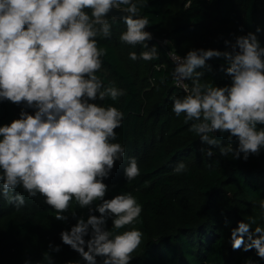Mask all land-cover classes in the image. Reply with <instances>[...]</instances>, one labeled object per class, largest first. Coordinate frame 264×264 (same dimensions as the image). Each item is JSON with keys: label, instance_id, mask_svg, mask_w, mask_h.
Here are the masks:
<instances>
[{"label": "clouds", "instance_id": "9594fccd", "mask_svg": "<svg viewBox=\"0 0 264 264\" xmlns=\"http://www.w3.org/2000/svg\"><path fill=\"white\" fill-rule=\"evenodd\" d=\"M149 4L150 0H0V105L10 103L20 109L18 118L0 124V199L19 211L27 204L23 193L28 199L39 196L55 213L54 220L65 224L75 220L60 232V239L83 264H132L144 240L145 233L136 227L143 223L144 211L137 198L131 192L106 198L110 186L105 181L126 155L125 146L114 142L125 113L98 101H117L127 92L114 81L105 85L98 73L109 52L100 40L110 39L113 25L120 22L126 26L120 42L144 49L139 54L130 51L131 61L160 59L159 48L148 44L154 38L146 31L151 21L141 14ZM260 33L264 28L257 26L255 32L233 34V40H224L228 49L224 51L192 48L184 56L167 53L175 65L169 74L172 82L185 93L170 96L171 113L176 118L183 115L186 124L193 122L188 132L207 146L209 158L216 154L213 148L222 158L244 162L264 151ZM210 60L223 61L218 71L230 83L219 86L204 79L205 71L198 69L212 72ZM155 67L159 71L166 65ZM167 80L162 76L160 83ZM188 172L181 160L171 174ZM140 175L138 159L129 157L125 180L131 183ZM258 203L264 212V199ZM74 204L87 209V218L70 212ZM257 220L253 215L238 220L231 229L230 245L234 251L255 250L264 260V225H257ZM48 247L43 260L55 264L50 253L62 248L52 243ZM244 264L255 262L248 257Z\"/></svg>", "mask_w": 264, "mask_h": 264}, {"label": "trees", "instance_id": "16d2710c", "mask_svg": "<svg viewBox=\"0 0 264 264\" xmlns=\"http://www.w3.org/2000/svg\"><path fill=\"white\" fill-rule=\"evenodd\" d=\"M141 14L151 21L146 31L154 38L148 44L159 48L160 59L131 61L130 51L139 54L144 49L120 42L119 36L126 30L120 22L113 25L110 39L100 40L109 52L98 73L105 85L114 81L116 87L127 92L117 101L98 103L111 104L125 113L114 142L125 146L126 155L105 183L110 186L106 198L131 192L143 205V223L136 227L145 236L133 254L132 264H244L248 257L255 264H264L255 250L234 251L230 245L231 229L238 220L253 215L258 218L257 225H264V212L258 203L264 199V151L244 162L231 156L222 158L219 149L213 148L216 154L209 158L207 146L188 132L193 122L186 124L183 115L176 118L171 113L170 96L185 93L172 82L169 74L174 65L167 55L170 46L182 56L192 48L228 50L224 40H233V34L255 32L257 26L264 28V0H150L149 8ZM258 36L264 43V33ZM165 40L172 44L165 47ZM207 63L212 65V72L198 69L205 71L204 79L219 86L230 83L218 71L222 60ZM158 64L166 68L157 71ZM162 76H168L165 84L160 83ZM19 111L10 103L0 105V124L18 118ZM216 138L220 139L219 133ZM129 157H136L141 168V175L131 183L124 178ZM181 160L190 172L171 174ZM17 191L23 193L22 189ZM23 194L27 204L19 211L0 199V264H48L43 254L49 252V243L62 248L59 253H50L55 264L81 261L60 239V232L76 221L65 224L54 220L55 213L42 197L28 199L27 193ZM71 211L87 218V209L74 204ZM107 227L112 228L111 220Z\"/></svg>", "mask_w": 264, "mask_h": 264}, {"label": "built area", "instance_id": "2783aa9c", "mask_svg": "<svg viewBox=\"0 0 264 264\" xmlns=\"http://www.w3.org/2000/svg\"><path fill=\"white\" fill-rule=\"evenodd\" d=\"M165 41H167V40H165ZM165 41L163 42V45L166 47V46H169L168 44H166L165 43ZM169 51H175L177 54H179L175 49H172V47L170 46V49L168 50V52ZM180 56H182L181 54H179ZM169 57V56H168ZM169 59L171 60V58L169 57ZM171 62L173 63V61L171 60ZM174 65V64H173ZM174 67H175V65H174ZM187 83H189V86L191 87V84H190V82L188 81ZM175 85V84H174ZM176 86V85H175ZM178 88V87H177ZM178 89H180V90H182L183 91V89L182 88H178ZM184 92V91H183Z\"/></svg>", "mask_w": 264, "mask_h": 264}, {"label": "water", "instance_id": "95a60500", "mask_svg": "<svg viewBox=\"0 0 264 264\" xmlns=\"http://www.w3.org/2000/svg\"><path fill=\"white\" fill-rule=\"evenodd\" d=\"M114 15H117V16H123V15H126V14H124V13H113Z\"/></svg>", "mask_w": 264, "mask_h": 264}]
</instances>
